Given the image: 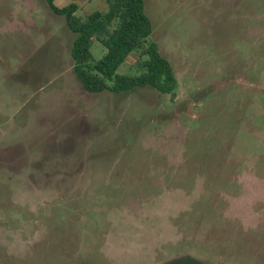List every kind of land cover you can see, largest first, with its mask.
Segmentation results:
<instances>
[{
    "label": "rangeland",
    "instance_id": "1",
    "mask_svg": "<svg viewBox=\"0 0 264 264\" xmlns=\"http://www.w3.org/2000/svg\"><path fill=\"white\" fill-rule=\"evenodd\" d=\"M143 6L172 100L86 92L65 19L0 0V264H264V0Z\"/></svg>",
    "mask_w": 264,
    "mask_h": 264
},
{
    "label": "trees",
    "instance_id": "2",
    "mask_svg": "<svg viewBox=\"0 0 264 264\" xmlns=\"http://www.w3.org/2000/svg\"><path fill=\"white\" fill-rule=\"evenodd\" d=\"M54 1L45 0L48 8L62 16L75 35L70 48L72 72L86 92L127 93L151 87L160 95L175 98L178 82L170 62L150 39L152 25L143 0H105L107 11L93 12L84 21L76 16L79 0H67L69 3L62 8ZM93 40L106 49L100 60L91 54ZM133 54H137L131 67L133 73L117 74V69ZM180 260L181 257L164 264H178Z\"/></svg>",
    "mask_w": 264,
    "mask_h": 264
}]
</instances>
